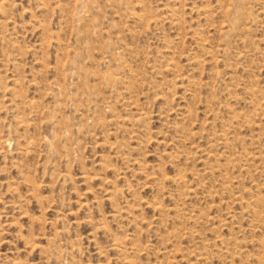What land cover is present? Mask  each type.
<instances>
[{
  "label": "rangeland",
  "instance_id": "1",
  "mask_svg": "<svg viewBox=\"0 0 264 264\" xmlns=\"http://www.w3.org/2000/svg\"><path fill=\"white\" fill-rule=\"evenodd\" d=\"M0 1V264H264V0Z\"/></svg>",
  "mask_w": 264,
  "mask_h": 264
},
{
  "label": "bare ground",
  "instance_id": "2",
  "mask_svg": "<svg viewBox=\"0 0 264 264\" xmlns=\"http://www.w3.org/2000/svg\"><path fill=\"white\" fill-rule=\"evenodd\" d=\"M0 2H1V1H0ZM2 4H4V3H2ZM4 6H5V5H4ZM3 8H4V7H3ZM235 14H236V13H235ZM236 19H238V18H236ZM236 19H235V20H236ZM235 22H236V21H235ZM1 24H2V23H1Z\"/></svg>",
  "mask_w": 264,
  "mask_h": 264
}]
</instances>
